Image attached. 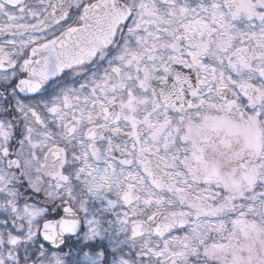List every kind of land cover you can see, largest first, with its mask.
I'll return each mask as SVG.
<instances>
[{
	"label": "snow or ice",
	"instance_id": "snow-or-ice-1",
	"mask_svg": "<svg viewBox=\"0 0 264 264\" xmlns=\"http://www.w3.org/2000/svg\"><path fill=\"white\" fill-rule=\"evenodd\" d=\"M0 264H264V0H0Z\"/></svg>",
	"mask_w": 264,
	"mask_h": 264
}]
</instances>
